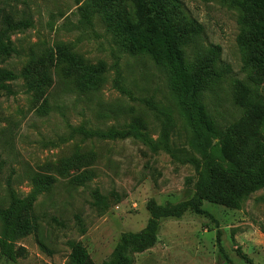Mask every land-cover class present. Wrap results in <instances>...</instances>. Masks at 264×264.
<instances>
[{
  "label": "rangeland",
  "instance_id": "rangeland-1",
  "mask_svg": "<svg viewBox=\"0 0 264 264\" xmlns=\"http://www.w3.org/2000/svg\"><path fill=\"white\" fill-rule=\"evenodd\" d=\"M179 2L174 10L173 0L159 1L151 11L124 0L129 32L140 35L130 36L129 50L100 15L91 24L83 21L74 0H0V22L5 13L33 21L12 35L16 52L0 63L24 73L12 83L14 95L0 94V209L10 205L12 193L36 194L33 213L40 218L36 232L15 242L23 250L18 264H72V241L82 242L94 263L103 264L123 233L146 226L150 199L165 204L192 197L187 179L196 173L183 161L193 156V131L173 90L166 43L185 51L193 71L188 85L196 87L221 132L243 115L246 99L264 92V9L251 0ZM61 47L91 67L104 64L100 92L78 89L80 70L68 72ZM118 69L129 94L116 87ZM146 100L173 118L171 153L133 139L75 133L83 125H133L159 141L161 122ZM95 189L110 197L108 209L93 205ZM203 209L211 216L190 211L164 219L158 242L135 254V264H225L219 243L234 264H264V189L249 195L241 210L210 202ZM3 230L0 221V235ZM0 264L14 263L0 252Z\"/></svg>",
  "mask_w": 264,
  "mask_h": 264
},
{
  "label": "trees",
  "instance_id": "trees-1",
  "mask_svg": "<svg viewBox=\"0 0 264 264\" xmlns=\"http://www.w3.org/2000/svg\"><path fill=\"white\" fill-rule=\"evenodd\" d=\"M78 11L87 24H91L95 16L100 15L114 37L123 47L130 46V36L138 37L136 32L130 34L129 15L121 8L124 0H74ZM151 11L163 0H130ZM258 8L264 9V0H251ZM173 9L180 8L179 0H173ZM33 26L29 17L17 18L5 13L0 22V63L5 62L16 52L12 35ZM130 50V49H129ZM60 61L70 73L72 68L79 69L78 89L84 94H97L106 82V69L100 63L91 67L85 60L65 47L60 48ZM164 60L171 73L174 93L186 115L193 131L189 143L193 156L184 158V163L193 165L196 178H188L187 185L193 186L191 198L178 203L160 204L152 198L146 203L149 219L146 226L138 232H125L116 245L110 260L103 264H135V254L153 248L158 242L161 222L168 218H181L188 212L208 215L203 209L205 202L215 203L230 209L241 210L252 193L264 189V92L253 99H246L243 104V115L221 132L214 118L206 112L199 100L196 87L188 85L193 75L192 66L187 61L183 48L179 45H164ZM21 75L24 76V73ZM21 75L12 70L0 67V94L14 95L12 83ZM116 87L125 94L129 91L123 87V80L117 70ZM161 122V139L154 140L142 129L127 125L122 128L83 125L75 128V133L86 138L108 140L133 139L152 150L163 148L171 153L170 140L174 126L173 118L168 110L151 100L145 101ZM4 161L0 157V174ZM109 196L119 202L121 196L112 192ZM36 194L27 198H19L14 193L7 208L0 209V221L3 223V234L0 235V252L3 257L18 264L22 249L16 248V240L36 232L40 218L33 213ZM94 206L100 211L109 208L110 197L103 195L99 189L93 191ZM217 223V222H216ZM218 229V227H217ZM218 230V241L220 240ZM70 258L72 264H95L87 248L82 242L72 241ZM221 257L225 264H234L219 243Z\"/></svg>",
  "mask_w": 264,
  "mask_h": 264
}]
</instances>
